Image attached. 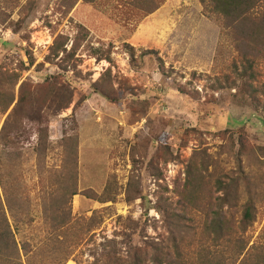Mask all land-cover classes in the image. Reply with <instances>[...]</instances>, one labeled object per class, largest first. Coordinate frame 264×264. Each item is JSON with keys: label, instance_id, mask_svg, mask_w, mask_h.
<instances>
[{"label": "rangeland", "instance_id": "1", "mask_svg": "<svg viewBox=\"0 0 264 264\" xmlns=\"http://www.w3.org/2000/svg\"><path fill=\"white\" fill-rule=\"evenodd\" d=\"M143 2L0 0V78L15 100L0 113V131L23 86L32 95L28 109L41 114L24 122L16 145L22 158L6 172L9 190L17 186L29 200L23 220L7 211L17 243L30 246L22 264H96L107 241L132 234L131 222L139 224L134 244L161 243L169 236L161 207H179L193 164L213 192L218 179L230 181L243 166L256 193L247 256L264 247V56L255 60V108L220 18L199 0H153L160 7L150 15ZM79 27L87 37L74 56L52 53L58 37L71 50ZM50 82L68 92L67 109L45 99ZM70 139L76 154L67 150ZM105 193L115 202L101 203ZM63 195L70 227L56 233L50 215ZM247 199L241 186L225 208L237 222ZM209 246L239 264L224 245Z\"/></svg>", "mask_w": 264, "mask_h": 264}, {"label": "trees", "instance_id": "2", "mask_svg": "<svg viewBox=\"0 0 264 264\" xmlns=\"http://www.w3.org/2000/svg\"><path fill=\"white\" fill-rule=\"evenodd\" d=\"M141 1H144L143 6L151 8L145 11L147 15L153 14L160 7L158 4L155 7L151 6L153 0ZM199 1L206 12L222 20L225 31L232 33L235 48L241 57V66H235L237 79L243 85L242 91L250 98V104L259 108L253 83L258 76L255 71V60L259 56H264V0ZM79 28L82 34L76 38L71 50L65 48L69 39L58 37L51 48L52 53L58 55L59 50H63L67 56H74L87 37L85 28ZM11 84L15 83L11 82ZM47 84L49 88L45 99L57 98L63 104L62 109H67L73 102L68 99V92L62 88L56 89L51 82ZM8 85L10 82L7 78H0V113L3 115L8 113L15 102L14 96L6 91ZM25 87L21 88L19 100L0 131V185L4 196V201L0 196V264H22L21 253L23 252L25 256L29 255V244L24 243L20 246L17 243L7 217L8 211L13 218L20 216L23 220L25 215H29V200L24 199V194L17 186L10 191L6 179L7 168L15 170L18 160L22 158V153L16 145L23 131L24 122H38L41 115L36 107H32V110L28 109L32 95L28 91L25 92ZM230 88L233 89V86ZM218 89L220 90L221 87ZM100 93L110 99L104 91ZM66 100L69 101L65 103ZM72 141L74 139H70L67 150L71 153L75 150L73 154H76V144ZM188 174L192 179L189 182L192 186L182 195V200L178 203L179 207L175 209L169 204L163 207L160 205L163 215L165 214V225L169 233L166 240L161 243L142 241L140 246L134 244L132 235L136 234L139 224L131 222L126 228L132 234L125 235L124 242L119 243L116 239L107 241L103 246L104 251L95 263L101 261L102 264H228L221 256L210 253L208 248L212 243L217 248L221 245L227 247L233 254L232 258L240 260L239 264H264V247L258 248L260 250L252 256H247L248 241L244 238L256 218V193L251 190L243 166L239 165L237 175L231 177L230 181L218 179L214 185L215 192L212 191V185L202 178V173L195 164L191 165ZM241 186L246 187L248 199L243 206L241 219L237 222L234 219L235 215L225 208L233 207V201H236ZM131 187L130 185L129 188ZM128 192L131 190L129 189ZM219 193H222V196H217ZM77 194L74 190L70 193V197ZM66 199L67 195H63L59 205L50 215L53 220L52 228L56 233H62L65 228L68 230L67 227H70L68 213L64 209ZM99 201L103 204L114 203L115 198L105 193L104 198H100ZM120 245L126 249L124 252ZM195 251L197 257L194 255Z\"/></svg>", "mask_w": 264, "mask_h": 264}]
</instances>
